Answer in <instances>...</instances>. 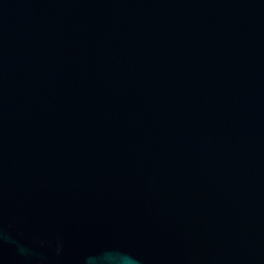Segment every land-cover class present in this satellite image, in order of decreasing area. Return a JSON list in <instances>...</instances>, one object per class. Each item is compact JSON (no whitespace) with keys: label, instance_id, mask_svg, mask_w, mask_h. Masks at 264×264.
Segmentation results:
<instances>
[{"label":"water","instance_id":"obj_1","mask_svg":"<svg viewBox=\"0 0 264 264\" xmlns=\"http://www.w3.org/2000/svg\"><path fill=\"white\" fill-rule=\"evenodd\" d=\"M0 264H264V0H0Z\"/></svg>","mask_w":264,"mask_h":264}]
</instances>
